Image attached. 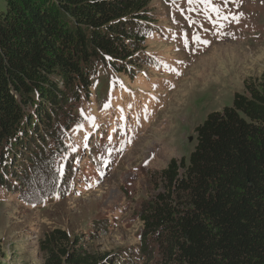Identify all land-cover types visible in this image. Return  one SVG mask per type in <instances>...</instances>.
I'll return each instance as SVG.
<instances>
[{"label": "trees", "instance_id": "trees-1", "mask_svg": "<svg viewBox=\"0 0 264 264\" xmlns=\"http://www.w3.org/2000/svg\"><path fill=\"white\" fill-rule=\"evenodd\" d=\"M1 1L0 189L24 192L26 184H15L18 174L31 180L42 171L49 190H69V165L78 160L70 153L51 170L44 145L53 140L54 153H65L59 118L66 107L88 95L96 64L131 76L156 31L155 16L147 0ZM195 133L188 162L171 159L158 172V193L138 213V256L156 251L154 264H264V76ZM68 242L63 231L46 234L44 264L130 259L93 256L74 241L67 249Z\"/></svg>", "mask_w": 264, "mask_h": 264}, {"label": "rangeland", "instance_id": "rangeland-1", "mask_svg": "<svg viewBox=\"0 0 264 264\" xmlns=\"http://www.w3.org/2000/svg\"><path fill=\"white\" fill-rule=\"evenodd\" d=\"M147 1L156 31L132 77L96 64L88 95L59 118L65 153L44 145L51 170L70 153L78 160L70 189L49 190L42 171L31 180L18 171L24 192L0 189V264H44L40 245L52 230L67 235V249L74 241L93 256L154 264L156 251L138 256V213L158 193V172L171 159L187 163L195 129L264 76V0Z\"/></svg>", "mask_w": 264, "mask_h": 264}, {"label": "water", "instance_id": "water-1", "mask_svg": "<svg viewBox=\"0 0 264 264\" xmlns=\"http://www.w3.org/2000/svg\"><path fill=\"white\" fill-rule=\"evenodd\" d=\"M192 141V139H189V142H191Z\"/></svg>", "mask_w": 264, "mask_h": 264}, {"label": "snow or ice", "instance_id": "snow-or-ice-1", "mask_svg": "<svg viewBox=\"0 0 264 264\" xmlns=\"http://www.w3.org/2000/svg\"><path fill=\"white\" fill-rule=\"evenodd\" d=\"M189 2L191 3V2H192V0H189Z\"/></svg>", "mask_w": 264, "mask_h": 264}]
</instances>
